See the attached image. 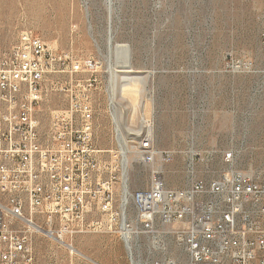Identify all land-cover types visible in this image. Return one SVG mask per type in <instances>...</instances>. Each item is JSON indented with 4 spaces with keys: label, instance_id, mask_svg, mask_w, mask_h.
<instances>
[{
    "label": "rangeland",
    "instance_id": "374dc122",
    "mask_svg": "<svg viewBox=\"0 0 264 264\" xmlns=\"http://www.w3.org/2000/svg\"><path fill=\"white\" fill-rule=\"evenodd\" d=\"M110 1L109 6L107 0H0V42L10 47L21 32L32 31L58 52L98 62L90 100L93 144L104 159L122 157L111 117L109 34L114 45H123L113 49L111 65L118 89L128 74L126 53L134 69L133 89L118 97L126 127L141 129L127 138L129 149L135 152L137 140L151 132L156 148L172 153L169 161L158 158L152 164L132 154L130 189L147 188L155 169L172 188L197 179L209 182L232 170L264 183V0ZM236 61L251 65L237 68ZM89 75L53 76L56 83L37 108L43 130L67 106L68 94L82 90L77 80ZM63 240L35 232L36 263L96 264L88 246L102 249L103 242ZM159 245L161 253L185 264V252L173 237L159 238ZM134 255L151 263L145 240Z\"/></svg>",
    "mask_w": 264,
    "mask_h": 264
},
{
    "label": "built area",
    "instance_id": "2783aa9c",
    "mask_svg": "<svg viewBox=\"0 0 264 264\" xmlns=\"http://www.w3.org/2000/svg\"><path fill=\"white\" fill-rule=\"evenodd\" d=\"M98 71L96 60L58 52L32 31L10 47L0 42V264H36L33 234L42 231L61 240L117 236L129 264H142L134 255L140 240L150 264H181L161 253L165 236L183 248L185 264H264V183L232 170L172 188L155 169L147 188L132 190L127 161L102 157L93 144L90 100ZM62 73L90 75L77 80L82 90L68 94L43 130L37 108ZM135 151L148 164L172 158L156 148L151 132Z\"/></svg>",
    "mask_w": 264,
    "mask_h": 264
},
{
    "label": "bare ground",
    "instance_id": "6f19581e",
    "mask_svg": "<svg viewBox=\"0 0 264 264\" xmlns=\"http://www.w3.org/2000/svg\"><path fill=\"white\" fill-rule=\"evenodd\" d=\"M109 3L108 5L110 6V0H107ZM111 22V21H109ZM112 24V23H111ZM111 24H110V28H109V33H111ZM108 51H109V57H108V61H109V68L111 70V73H112V78H111V89H110V107H111V110H112V115L111 117H113L112 121L114 120V123L116 125V131H117V138H118V141H119V148H120V153H121V156L122 158L127 161V164L129 166L130 162H131V159H132V154L134 155H138V153L135 151H132L129 149V146H128V140L127 138L130 137V134H134L137 135L138 132H140V130L138 131H135L133 130V128H127L126 125H125V111L123 110L122 108V104L118 101L120 99H118L119 97V94L120 93H123L125 94L126 92H129L133 89V86L135 85L134 84V77H132L129 73L132 72L134 69L132 68V65L130 64V59H129V54H125V59H126V63H125V66H123V68H125L126 72L128 73L126 76H125V79L122 80V84L120 82V88L118 89V86L117 85V81H119L117 78V73L115 71V69H113L114 67H112L111 65V53L113 51V49H115L116 51L121 47H123V45L121 46L120 44H116L114 45L113 44V40H112V36L109 34L108 36ZM125 47V46H124ZM125 50V49H124ZM123 51V50H122ZM121 51V52H122ZM123 53V52H122ZM107 54V55H108ZM118 54V53H117ZM113 60V58H112ZM113 62V61H112ZM123 70V69H122ZM135 73V72H134ZM133 73V74H134ZM135 75V74H134ZM138 75V74H136ZM139 78V76H138ZM138 80V79H137ZM138 85V84H137ZM140 85V84H139ZM136 92V91H134ZM140 92V90L138 91ZM139 94V93H138ZM133 95V94H132ZM127 96V95H126ZM130 97V95H129ZM136 99V98H135ZM134 99V101H135ZM124 100V99H122ZM140 103V102H139ZM125 106V105H123ZM132 107V106H131ZM138 107V106H137ZM136 108V107H135ZM133 109V108H132ZM129 111V110H128ZM133 111V110H132ZM127 112V111H126ZM114 125V124H113ZM131 131H134V132H131ZM117 140V139H116ZM138 141V140H137ZM123 146H124V150H123ZM134 157V156H133ZM129 174V172H128ZM47 234H49L50 236H52L49 232H47ZM53 237V236H52ZM61 240V239H59ZM64 241V240H62ZM68 247H71V245H67Z\"/></svg>",
    "mask_w": 264,
    "mask_h": 264
},
{
    "label": "crops",
    "instance_id": "0c3cea01",
    "mask_svg": "<svg viewBox=\"0 0 264 264\" xmlns=\"http://www.w3.org/2000/svg\"><path fill=\"white\" fill-rule=\"evenodd\" d=\"M72 241L75 243L86 241L96 244L97 242H103L101 245L102 249H98L96 246H88V249L92 248L90 256L95 259L96 264H127V251L123 242L117 236L86 234L75 236Z\"/></svg>",
    "mask_w": 264,
    "mask_h": 264
}]
</instances>
